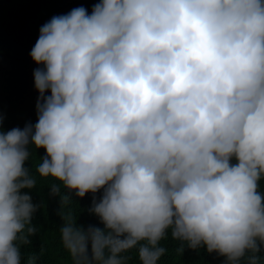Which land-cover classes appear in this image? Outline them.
<instances>
[{
    "label": "clouds",
    "instance_id": "9594fccd",
    "mask_svg": "<svg viewBox=\"0 0 264 264\" xmlns=\"http://www.w3.org/2000/svg\"><path fill=\"white\" fill-rule=\"evenodd\" d=\"M31 57L37 122L0 115V264L37 234V175L92 194L102 227L60 228L75 264H159L169 236L264 264V0H100L44 24Z\"/></svg>",
    "mask_w": 264,
    "mask_h": 264
},
{
    "label": "trees",
    "instance_id": "16d2710c",
    "mask_svg": "<svg viewBox=\"0 0 264 264\" xmlns=\"http://www.w3.org/2000/svg\"><path fill=\"white\" fill-rule=\"evenodd\" d=\"M98 2L100 0H0V115L5 131L23 129L26 124L37 122L36 105L40 94L35 87L34 71L40 66L33 61L31 51L41 27L54 16L66 15L74 8L83 7L91 14ZM45 154L44 150H39L35 162ZM36 179L37 186L31 195L34 202L41 205L33 221L38 231L30 238L31 244L22 246L24 264L31 256L37 257V264H75L62 241L60 228L67 221L85 227H102L99 219L85 210L92 205V194L82 200L73 198L65 202L67 190L62 185L58 194L51 192V186L58 181L38 175ZM100 195L102 193H98L97 198ZM162 244L167 252L159 264H223V257L208 254L205 249L194 251L185 247L183 252L179 251L180 242L170 236ZM129 255L132 256L130 264H139L135 253Z\"/></svg>",
    "mask_w": 264,
    "mask_h": 264
}]
</instances>
